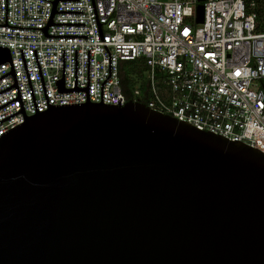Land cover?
Returning a JSON list of instances; mask_svg holds the SVG:
<instances>
[{
    "label": "water",
    "instance_id": "obj_1",
    "mask_svg": "<svg viewBox=\"0 0 264 264\" xmlns=\"http://www.w3.org/2000/svg\"><path fill=\"white\" fill-rule=\"evenodd\" d=\"M43 27L47 37L58 0ZM92 6L104 45L94 0ZM197 6V21L202 20ZM89 101L87 85L55 81L58 92H86L80 103L48 102L25 115L9 48L8 61L23 121L0 135V264H264V152L204 131L188 121L127 101Z\"/></svg>",
    "mask_w": 264,
    "mask_h": 264
},
{
    "label": "built area",
    "instance_id": "obj_2",
    "mask_svg": "<svg viewBox=\"0 0 264 264\" xmlns=\"http://www.w3.org/2000/svg\"><path fill=\"white\" fill-rule=\"evenodd\" d=\"M264 0H94L103 42L110 53V76L102 84L103 103H142L151 110L190 122L204 131L238 140L264 152ZM203 9L197 21V6ZM49 0H7V24L43 27ZM48 34L87 37H47L38 28L0 25V46L9 48L25 115L35 113L20 49L23 51L36 107L47 103L33 49L36 50L48 102L86 101V92H58L55 81L74 87L87 85L89 101L100 102V85L108 76V53L99 37L91 0H58ZM5 0H0V24ZM132 68V70L130 69ZM10 64H0V76ZM127 74L126 92L121 75ZM12 74L0 78V90L13 84ZM17 96L16 88L0 93V105ZM20 109L15 99L0 107V119ZM23 121L18 112L0 122L2 132Z\"/></svg>",
    "mask_w": 264,
    "mask_h": 264
},
{
    "label": "trees",
    "instance_id": "obj_3",
    "mask_svg": "<svg viewBox=\"0 0 264 264\" xmlns=\"http://www.w3.org/2000/svg\"><path fill=\"white\" fill-rule=\"evenodd\" d=\"M132 70V68H130ZM128 77H127V74L124 72L122 75H121V81L123 83V90L126 92L127 88H126V83L128 82ZM263 86H264V83H263Z\"/></svg>",
    "mask_w": 264,
    "mask_h": 264
},
{
    "label": "rangeland",
    "instance_id": "obj_4",
    "mask_svg": "<svg viewBox=\"0 0 264 264\" xmlns=\"http://www.w3.org/2000/svg\"><path fill=\"white\" fill-rule=\"evenodd\" d=\"M261 4H264V1H261ZM263 12V14H264V11H262Z\"/></svg>",
    "mask_w": 264,
    "mask_h": 264
}]
</instances>
